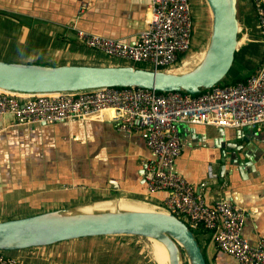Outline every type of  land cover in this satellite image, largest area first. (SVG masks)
Returning a JSON list of instances; mask_svg holds the SVG:
<instances>
[{
	"label": "crops",
	"instance_id": "1",
	"mask_svg": "<svg viewBox=\"0 0 264 264\" xmlns=\"http://www.w3.org/2000/svg\"><path fill=\"white\" fill-rule=\"evenodd\" d=\"M150 2L0 0V51L8 49L7 55L0 52V59L42 65H132L87 47L74 28L134 43L145 26ZM205 7L208 29L212 14L207 2ZM239 9L243 29L237 54L246 42L256 41L259 31L252 1L241 0ZM246 30L250 37L243 40ZM185 127L194 128V133L187 134ZM251 130L259 133L256 144L251 143L252 160L241 170L228 165L221 179V145L243 143L242 129L183 126L176 166L206 202L225 199L245 207L243 235L256 242L264 237V124ZM152 157L142 133L119 130L110 112L102 118L28 124H17L11 114L0 115V220L121 198L160 208L170 193H149L144 168ZM209 165L218 174L215 179L208 178ZM201 246L207 264H240L218 248L208 231L201 233ZM8 253L22 264H159L153 249L148 253L143 238L135 235L83 237Z\"/></svg>",
	"mask_w": 264,
	"mask_h": 264
},
{
	"label": "built area",
	"instance_id": "2",
	"mask_svg": "<svg viewBox=\"0 0 264 264\" xmlns=\"http://www.w3.org/2000/svg\"><path fill=\"white\" fill-rule=\"evenodd\" d=\"M252 1L264 42V0ZM86 5L84 2L82 8ZM193 25L190 0H151L145 26L134 43L74 29L81 43L110 58L133 66L146 64L151 67H144L148 69L172 70L185 64L183 57L192 45ZM105 112L111 113L119 130L142 133L153 154L144 168L148 191L165 189L170 193L161 209L177 215L192 230L210 232L218 248L240 264H264V237L251 242L243 235L246 208L225 199L206 202L176 166L183 146V126L254 129L264 124V58L243 79L224 82L198 94L140 87L48 93L0 89V115L11 114L17 124L102 118ZM216 177L218 174L209 165L208 178ZM206 184L204 181L201 185ZM0 264L22 263L0 250Z\"/></svg>",
	"mask_w": 264,
	"mask_h": 264
},
{
	"label": "water",
	"instance_id": "3",
	"mask_svg": "<svg viewBox=\"0 0 264 264\" xmlns=\"http://www.w3.org/2000/svg\"><path fill=\"white\" fill-rule=\"evenodd\" d=\"M212 25L199 64L185 72L155 70L133 65H42L0 59V89L24 93L77 91L98 87H140L157 91L198 94L223 82L233 66L239 46L238 0H206ZM194 133V128L187 130ZM251 132L252 135H249ZM258 131L242 129L243 143L222 147L219 176L227 166L241 170L252 160ZM233 151L227 155V150ZM76 207L60 208L30 216L0 220V250L45 246L92 236L135 235L162 242L172 264H207L194 231L177 215L160 210L116 209L69 214ZM184 258V259H183Z\"/></svg>",
	"mask_w": 264,
	"mask_h": 264
},
{
	"label": "rangeland",
	"instance_id": "4",
	"mask_svg": "<svg viewBox=\"0 0 264 264\" xmlns=\"http://www.w3.org/2000/svg\"><path fill=\"white\" fill-rule=\"evenodd\" d=\"M191 1V0H190ZM206 0H202L200 3L198 0L192 1L193 3L191 4V9H192V18H193V38H192V45L189 50V52L183 57L185 59V64L178 69H172V71L175 72H185L189 71L193 68H195L199 62L202 59V52H205V49L208 44V40L210 37L211 33V23L209 25V28L206 29V19H205V11H206ZM239 4H241V0H238V18L240 21V27H242V13L241 10L239 9ZM199 5V6H198ZM258 28V27H256ZM243 29V27H242ZM241 32V31H240ZM257 39L256 41H248L244 44L242 50L235 56V60L233 62V66L230 69L229 73L227 74L224 82H229L233 79H236L238 77H245L247 76L249 70L253 68V66L261 61L264 58V42H263V37L261 35L260 30L258 31V34L256 35ZM242 37L243 40L248 39L250 37L249 32L248 34L246 31L242 32ZM241 39V38H240ZM242 40V41H243ZM8 49L5 51H0L4 52V55H7ZM189 60L188 62H186ZM260 63V62H259ZM259 63H257L259 65ZM257 65V66H258ZM141 66L151 68L149 65L142 64ZM250 74V73H249ZM248 74V75H249ZM245 75V76H244ZM154 210H160L162 211L163 209L150 206ZM195 236L201 244V234L195 233ZM145 243V247L148 250V253H152V246L154 245V240L142 237ZM201 246V245H200ZM202 248V246H201ZM184 259V258H183ZM156 260V259H155ZM183 264H187L185 260H183Z\"/></svg>",
	"mask_w": 264,
	"mask_h": 264
},
{
	"label": "bare ground",
	"instance_id": "5",
	"mask_svg": "<svg viewBox=\"0 0 264 264\" xmlns=\"http://www.w3.org/2000/svg\"><path fill=\"white\" fill-rule=\"evenodd\" d=\"M202 52V56H203ZM116 209H125V210H153L149 205L145 203H141L138 201H133L130 199H119L113 201H101L97 202L93 205L88 206H80L70 210L69 214H80V213H96L103 211H113ZM152 249L156 255L159 264H172L170 253L165 245L158 241L154 240V245Z\"/></svg>",
	"mask_w": 264,
	"mask_h": 264
},
{
	"label": "trees",
	"instance_id": "6",
	"mask_svg": "<svg viewBox=\"0 0 264 264\" xmlns=\"http://www.w3.org/2000/svg\"><path fill=\"white\" fill-rule=\"evenodd\" d=\"M250 2L252 1V0H249ZM252 3H253V1H252ZM253 8H254V6H253ZM190 50V49H189ZM189 50L184 54V56L189 52ZM137 67H142V68H144V66H141V65H136ZM244 77H237L236 79H233V80H238V79H243ZM222 83H224V81L223 82H221L220 84H222ZM194 231V233H198V234H201L202 232H204V230H193ZM201 245V244H200ZM202 250H203V248H202ZM8 252V251H7ZM10 252V251H9Z\"/></svg>",
	"mask_w": 264,
	"mask_h": 264
}]
</instances>
